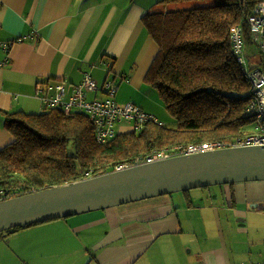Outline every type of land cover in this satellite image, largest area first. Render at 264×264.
Returning <instances> with one entry per match:
<instances>
[{"label":"crops","instance_id":"obj_1","mask_svg":"<svg viewBox=\"0 0 264 264\" xmlns=\"http://www.w3.org/2000/svg\"><path fill=\"white\" fill-rule=\"evenodd\" d=\"M157 0H0V149L13 141L6 114L41 113L35 86L86 73L102 85L114 67L121 103L160 115L159 93L147 89L146 74L159 46L142 18L162 9ZM9 42L4 50L1 44ZM7 53V54H6ZM116 58L115 61L110 57ZM97 95V96H96ZM105 98V93L89 98ZM119 133L129 132L118 126ZM184 194L139 200L105 210L29 226L0 237V264H250L264 260V181L211 186ZM50 226L56 232L46 228ZM35 227V228H34ZM69 236L64 251L50 253Z\"/></svg>","mask_w":264,"mask_h":264},{"label":"trees","instance_id":"obj_2","mask_svg":"<svg viewBox=\"0 0 264 264\" xmlns=\"http://www.w3.org/2000/svg\"><path fill=\"white\" fill-rule=\"evenodd\" d=\"M193 1L213 3L183 10H171L168 6ZM263 1L157 0L162 9L143 16L146 32L159 46L144 84L159 93L165 108L177 121L175 129L154 118L133 130L128 122H115L121 128L128 126L129 132L118 133L109 143L100 145L88 113L76 106L66 113L71 95H64L56 105L51 102L60 93V86L68 93L65 82L58 81L55 86L50 81L38 82L35 95L41 113L20 111L5 115L14 139L0 149V201L137 164L151 154L179 145L217 142L232 146L260 134L256 119L246 116L252 91L233 52L232 29L242 30L244 52L249 62L253 61L250 66L264 69L248 22L251 12ZM109 76L112 78L99 85L86 73L79 84L72 85L70 94L82 91L88 103L110 99L107 85L116 84L119 90L114 67ZM89 78L96 81L97 89L85 88ZM97 93H105L106 97L89 98ZM69 142L73 143L71 150ZM25 227L2 232L0 237Z\"/></svg>","mask_w":264,"mask_h":264},{"label":"water","instance_id":"obj_3","mask_svg":"<svg viewBox=\"0 0 264 264\" xmlns=\"http://www.w3.org/2000/svg\"><path fill=\"white\" fill-rule=\"evenodd\" d=\"M261 180L264 145L176 155L0 201V233L156 196Z\"/></svg>","mask_w":264,"mask_h":264},{"label":"built area","instance_id":"obj_4","mask_svg":"<svg viewBox=\"0 0 264 264\" xmlns=\"http://www.w3.org/2000/svg\"><path fill=\"white\" fill-rule=\"evenodd\" d=\"M254 12L258 15V18L251 14L248 17V22L251 25L252 38L254 44L259 48L262 54V60L264 63V1L259 3ZM233 49L234 54L238 62L242 65L245 79L251 85L252 98L246 109V116L256 119V129H261V133L251 136L244 141L238 142L232 146L239 145H264V69L252 68L247 58V52H244V42L242 39V30L238 27L232 29ZM4 50L9 47L8 42L1 44ZM85 88L89 90L97 89V83L92 78H89L85 82ZM109 93L111 98L107 100H99L94 102H86V93L79 91L71 94L69 103L66 104V113H69L71 107L76 106L82 108L89 114V118L95 124L96 128V141L100 145L109 143L118 133L116 130L115 122H128L130 129H140V127L146 122L153 119V116L141 111L136 105L131 102L121 103L116 93L118 90L117 85L108 84ZM60 93L56 99L51 100L53 104L62 102V97L66 94L65 87H59ZM79 100V102H78ZM226 146L217 142L206 143H194L189 146L179 145L171 149L161 150L154 154L149 155L143 162H154L170 158L176 155L192 154L203 151H212ZM142 163V162H138ZM128 165H122L116 167L121 169ZM257 264H264L257 263Z\"/></svg>","mask_w":264,"mask_h":264},{"label":"rangeland","instance_id":"obj_5","mask_svg":"<svg viewBox=\"0 0 264 264\" xmlns=\"http://www.w3.org/2000/svg\"><path fill=\"white\" fill-rule=\"evenodd\" d=\"M213 1H208L205 2L204 1H193V2H184V3H180V4H168V6L171 7V10H183V9H188V8H194L197 6H207V5H212ZM257 48V47H255ZM250 63H253V61H250ZM249 95V93H248ZM154 109L158 110L161 109V114L157 115L155 114V117L157 118L158 122L163 124L164 126L168 127V128H172L175 129L177 126V121L176 119L173 117V115L164 107H157L154 106ZM116 130L118 132V125H116ZM197 144V143H196ZM73 143L69 142L68 144V149L71 150ZM195 190H204L203 188L200 189H192L189 190V192L191 191H195ZM175 195H179V194H184V192H178V193H174ZM35 228V227H34ZM46 228H48L51 233H56L52 227L50 226H46ZM45 229L43 228H39L36 229L34 231H30L32 232L30 235L25 236L24 238H22V242L25 241L26 238L31 239V240H38V238H40L44 233ZM65 238H68L70 240V242L72 244H74L76 249H83V246H80L79 244L75 243L69 236H64L63 239H60L59 237L54 241V245H48V241L47 240H38V246L39 248H41L42 250L46 251V253H50V251L52 249H55L56 251H64L67 250L69 248V245H67L66 243H64ZM50 264H60L59 262H50Z\"/></svg>","mask_w":264,"mask_h":264},{"label":"bare ground","instance_id":"obj_6","mask_svg":"<svg viewBox=\"0 0 264 264\" xmlns=\"http://www.w3.org/2000/svg\"><path fill=\"white\" fill-rule=\"evenodd\" d=\"M251 13H252L255 17L258 18V15L256 14V12L252 11ZM251 118H253V117H251Z\"/></svg>","mask_w":264,"mask_h":264}]
</instances>
